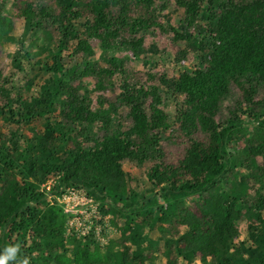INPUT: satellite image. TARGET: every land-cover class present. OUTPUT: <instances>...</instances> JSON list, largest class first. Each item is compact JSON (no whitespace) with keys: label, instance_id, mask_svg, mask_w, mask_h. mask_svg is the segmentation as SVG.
I'll list each match as a JSON object with an SVG mask.
<instances>
[{"label":"trees","instance_id":"1","mask_svg":"<svg viewBox=\"0 0 264 264\" xmlns=\"http://www.w3.org/2000/svg\"><path fill=\"white\" fill-rule=\"evenodd\" d=\"M12 3L13 17L0 7V54L17 67L15 50L8 49L32 34L52 55L40 63L51 74L40 85L41 101L19 99L17 127L8 136L0 131V249L19 247L13 264H155L144 243L163 256L162 264H264V0ZM163 12L182 27L169 24L174 38L193 40L185 31L191 25L202 30L197 23L203 17L214 43L207 57L149 84L107 49L122 43L140 52L143 34L162 28L157 18ZM16 20L23 23L21 37L11 33ZM69 65L78 72H62ZM3 81L0 70V117L13 104ZM170 94L177 98L172 120L162 107ZM229 98L235 99L231 107L225 104ZM240 102L244 117L237 114ZM117 103L127 109V129L114 119ZM38 116L44 117L42 129L26 136L22 126ZM169 121L174 151L160 145ZM94 123L103 129L99 139H89ZM236 141L241 148L232 153L229 145ZM126 160L151 162L136 200ZM242 168L250 173L236 185ZM50 174L59 176L52 196L78 187L99 211L120 219V225L110 222L120 230L117 238L101 245L72 237L68 248H59L65 217L38 191ZM249 181L252 192L241 191ZM250 211L255 213L245 222L247 237L233 252L229 242ZM145 228L157 233L147 239ZM241 248L256 251L238 256Z\"/></svg>","mask_w":264,"mask_h":264},{"label":"rangeland","instance_id":"2","mask_svg":"<svg viewBox=\"0 0 264 264\" xmlns=\"http://www.w3.org/2000/svg\"><path fill=\"white\" fill-rule=\"evenodd\" d=\"M79 1L83 2L84 0ZM0 7L2 13L6 14L8 17H13V14L17 9V7L13 5L12 0H0ZM209 8L210 7H208V5H205L203 10L206 18L208 17V11L210 10ZM146 10L148 11L149 8ZM202 20L203 17L201 21H198L197 23L203 28L202 30H197L194 25H191L186 29L185 35H191L193 37V40H190L189 42L184 37L174 38L173 32L170 30L172 27H170L169 24L173 26L178 25V29H181L182 27L181 25L177 24L176 20L171 19V12H163V14H160V16L157 18V21L161 24L162 28H153L151 31L145 32L143 34V42L140 52H137L130 47H126L121 43L117 46H114L113 48L107 49V54L119 57L128 63L131 71L134 72L136 76L146 79L149 84H153L157 82L158 76H161L162 74L168 76L171 75L172 72L179 68L180 64L188 62L192 65L198 58L201 57V55H204L205 57L208 56L207 47L210 45L212 46L214 40L209 25L208 28L205 29L206 23H203ZM23 28L24 27L21 20H16L13 23L11 33L21 37L20 35H22ZM195 39L197 41H194ZM93 45H95V50H99L96 44L93 43ZM201 46H203V48H200ZM42 47L43 43L41 42L40 38L38 36H32V34H28L24 37L22 45L16 46L12 44L8 50L10 52L15 50L14 55L16 56V64H18L17 67H15L10 62L11 56L8 57L3 53L0 54V70L2 80H4L3 82L5 83L8 97L13 101L12 108L4 112L0 117V131L6 136H8L11 132H14L15 128L17 127L16 118H18L19 111H17L18 109L16 108H18L19 99L33 101L36 103L41 101L40 85L42 83H47L51 74L40 63H44L48 61V59L50 60L52 57L50 50H42ZM19 51L22 52V54H20ZM16 52H19V54H16ZM179 52L183 53L179 54ZM60 58L62 61L66 60V53L62 52ZM76 69L74 66L72 67L69 65L65 66L62 72L71 75L74 72H78V69L77 71ZM148 74H152V77H149ZM75 82L76 80L73 81V83ZM247 87L249 88V86ZM259 97H256L255 100H260ZM162 100V107L168 113L170 120H172L177 98L170 94L164 96ZM234 102L235 99L229 98L225 104L231 107ZM12 110H14L15 115L12 113ZM116 111L117 116H115L114 119L119 120L118 123L124 129L129 128L130 120L127 115L126 107L121 103H117ZM237 114L240 117H244L247 114L245 109L242 107V102L239 103ZM43 120V116H38L31 123L23 125L22 128L24 131H26L25 135L31 136L34 132H40L42 129ZM168 125L169 127H167V130L161 134L160 145L162 149L166 151H174L176 147H174L173 143H171L172 140L169 139V137L172 136V127H170L172 125L170 121L168 122ZM102 132V127L94 123L92 129L89 131V139H99ZM240 148L241 146L240 144L238 145L237 141L236 143L233 142L229 145V150L232 153L239 151ZM149 164H151V162L145 161L143 163H138L134 160H126L123 164L124 170L129 176L128 189L134 195L135 200L140 197L142 189L146 187L143 173ZM249 173L246 169H240L238 176L234 179L235 184L238 185V179L240 176L244 177ZM58 177L59 176L57 174L47 175L44 182L39 185L38 191L41 194L48 196L51 202H54L60 206V194H62L67 188L74 186L64 187L60 194L52 196L57 190V184H59ZM254 187L255 185L253 181H249L248 184L242 186L240 190L245 191L246 189H249L252 192ZM145 192L148 193V191ZM239 200L242 201L244 199L241 196ZM158 202V199H156L157 204ZM72 203L73 202L71 200H64V202L61 204L63 206L67 205V207H69L72 205ZM104 209L106 210L107 207L105 206ZM99 213L101 219L99 223L94 224L95 227H90L91 231L89 230L90 228L88 229L87 223L82 225L76 222H71L69 226L66 221V217L63 214L65 217V233L64 238L60 239L59 248H68V240H71L72 237L78 238L80 241L84 239H87V241L94 240L95 242H99L101 245L106 244L110 239L117 238V236L120 234V230L110 223L111 219L114 218H112L108 212L100 211ZM254 213V211L247 212L246 216L237 223L238 235L235 239L230 240L229 242L233 252H235L236 247L239 245L238 242L246 239L247 234L245 222L250 221ZM70 218V216L67 217V219ZM114 221L116 224H121L120 219H114ZM156 233L157 232L154 229L152 231H148V229L145 228L143 234L147 239H150V237L154 236ZM142 243L143 241L141 242V245ZM146 244L147 243L143 244L144 253L151 256L155 264H162L164 262L163 256L153 251L150 247H148V244ZM239 250L238 256L252 255L256 251L255 249H251L250 251L246 252L244 248ZM49 264L53 263L50 262Z\"/></svg>","mask_w":264,"mask_h":264},{"label":"built area","instance_id":"3","mask_svg":"<svg viewBox=\"0 0 264 264\" xmlns=\"http://www.w3.org/2000/svg\"><path fill=\"white\" fill-rule=\"evenodd\" d=\"M83 190L78 187L67 188L61 196L60 209L66 217V221L70 226L71 222H76L79 224H88V229L90 227H95L94 224L99 223L101 216L98 209V204L94 202ZM64 200H71L73 203L71 206L62 205ZM70 216V219L67 217ZM91 231V228L89 229ZM87 230V231H89ZM86 231V232H87Z\"/></svg>","mask_w":264,"mask_h":264},{"label":"clouds","instance_id":"4","mask_svg":"<svg viewBox=\"0 0 264 264\" xmlns=\"http://www.w3.org/2000/svg\"><path fill=\"white\" fill-rule=\"evenodd\" d=\"M19 247L17 245H6L0 249V264H13L15 262ZM20 264H27L26 260L20 262Z\"/></svg>","mask_w":264,"mask_h":264}]
</instances>
